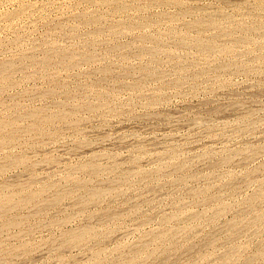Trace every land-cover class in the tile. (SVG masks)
I'll list each match as a JSON object with an SVG mask.
<instances>
[{
  "label": "rangeland",
  "instance_id": "obj_1",
  "mask_svg": "<svg viewBox=\"0 0 264 264\" xmlns=\"http://www.w3.org/2000/svg\"><path fill=\"white\" fill-rule=\"evenodd\" d=\"M107 1L113 6L110 2L109 6ZM152 1L118 0L123 7L117 5V0H0V71L3 70L0 73V121L8 124L1 125L0 122V134L3 133L0 140L6 137L7 141L9 136L8 141H14H7L8 144L5 140L4 144L0 141V145H4L0 146V199L4 197L1 202L8 200L6 204L0 203V264H100L101 261L106 264H197V260H200V264H264V58L261 59V56L264 57V0ZM259 2H262L260 7ZM117 7L124 12H118ZM136 7H139L138 11ZM124 8L129 11L125 12ZM161 13L163 18H159ZM84 16H89L87 21L91 20L95 25L91 21L87 23ZM225 18L233 24L229 21L230 24L226 23ZM213 19L216 21L210 26ZM204 20H207L206 24ZM217 21L218 26L222 27L217 28ZM259 22L263 25L259 26ZM96 24L100 28H96ZM204 24L207 25L206 29H203ZM223 27L226 32H223ZM233 27H237V31ZM95 29L103 34L99 30V34L93 33ZM179 33L180 36L184 34L182 40L176 38ZM243 33H247L246 37ZM145 35L149 39L143 37ZM199 38L204 40L199 42ZM252 38H258L259 44L256 40L255 44ZM218 39L220 46L222 42L225 45L220 49L226 50L216 49L219 48ZM250 41L254 44L251 45ZM150 43L154 45L149 48H152L151 53H155V58L149 54ZM207 43L213 46L207 48ZM146 45L145 49L149 50L141 47ZM160 45L170 53L164 52ZM141 48L144 52L141 50L140 53ZM227 49L231 51L230 54ZM53 50L58 51L56 55L59 58L51 55L55 54ZM67 53L74 55L68 56ZM88 54L90 61H87ZM48 56L53 57L52 61ZM221 65L225 67H219ZM140 68L144 70L140 71ZM234 68L242 70L236 71ZM51 75L53 78H50ZM54 91L55 95L51 93ZM71 95L77 98L78 105L75 99L73 103V97L70 99ZM97 100L102 103L99 105ZM93 101L99 106L96 107ZM44 109L49 113L46 111V115H42ZM19 110L22 111L20 113L26 112V115H22L24 122ZM63 110L71 112L70 115L75 112L77 116L74 113L70 116ZM29 114L35 115V121ZM50 114L54 116L53 120ZM43 116L47 119H43ZM40 119L45 121L41 124L44 123L42 127L47 134L38 122ZM47 120L53 123L46 125ZM15 126H18L17 130ZM14 130L18 131L16 137ZM16 139L19 140L16 142ZM92 156H97V161ZM6 159L9 161L7 164L13 160L17 162L11 166L8 164V169L4 166ZM97 162L100 164L97 165ZM91 163L96 169H92ZM166 164L172 165L167 167L169 165ZM1 166L8 170H2ZM97 168L102 171H97ZM145 170L146 174L143 173ZM128 172L135 173L128 177ZM117 176L122 181L120 177L115 178ZM113 177L116 182L112 180ZM80 180H84V183L88 180L89 186L83 182L82 185ZM57 189L59 194L55 192ZM60 191L64 196H69H62ZM95 192H100V195L94 201L92 194ZM54 198H61V201L55 202ZM251 199L259 201L253 202ZM45 200L50 201L45 203ZM174 214L181 216L177 215V218ZM196 216L202 219L199 217L196 220ZM236 217L239 219L235 220ZM241 223H244L243 226ZM84 227H91L89 230H95L98 235L94 231L87 235L90 237L72 241L70 236L84 230ZM181 228L182 233L177 230ZM237 231L242 233L237 235ZM212 238L214 242H211ZM11 249H14L13 252ZM14 252L18 253L13 255ZM95 253L97 256L94 257Z\"/></svg>",
  "mask_w": 264,
  "mask_h": 264
},
{
  "label": "bare ground",
  "instance_id": "obj_2",
  "mask_svg": "<svg viewBox=\"0 0 264 264\" xmlns=\"http://www.w3.org/2000/svg\"><path fill=\"white\" fill-rule=\"evenodd\" d=\"M95 1L98 2V0H95ZM101 1H103V0H100V2H101ZM112 1H114V0H112ZM119 1H121V0H119ZM124 1H125V0H124ZM150 1H152V0H150ZM155 1L157 2V0H155ZM162 1H163V0H162ZM167 1H168V0H167ZM170 1H172V0H169V3H170ZM179 1H180V0H179ZM261 1L263 2V0H261ZM107 2H108V1H107ZM107 2H106V3H107ZM109 2H110V1H109ZM109 2H108V4H109ZM152 2H153V1H152ZM164 2H165V1H164ZM262 2H259V3H257V4L259 5V4H261ZM122 3H123V2H122ZM153 3H154V2H153ZM153 3H152V4H153ZM159 3H160V1H159ZM167 3H168V2H167ZM169 3H168V4H169ZM173 3H174V2H173ZM176 3H177V2H176ZM180 3H181V1H180ZM263 3H264V2H263ZM103 4H105V2H104ZM110 4H111V2H110ZM110 4H109V6H110ZM114 4H115V3H114ZM118 4H120V3H118V0H117V5H118ZM125 4H126V3H125ZM152 4H151V5H152ZM163 4H164V3H163ZM257 4H256V5H257ZM120 5H121V4H120ZM155 5H156V4H155ZM165 5H167V4L165 3ZM175 5H178V4H175ZM111 6H113V4H111ZM115 6H116V5H115ZM115 6H114V7H115ZM121 6L124 7V5H121ZM125 6H126V5H125ZM127 6H128V5H127ZM160 6H161V4H160ZM263 6H264V5H263ZM128 7H129V6H128ZM128 7H127V8H128ZM239 7H240V6H239ZM258 7H260V5H259ZM136 8H137V11H138V8H139V7H136ZM128 9H129V8H128ZM184 9L186 10L187 8H184ZM188 9H189V8H188ZM259 9H261V8H259ZM113 10H115V9H113ZM116 10L119 12L120 7H117ZM121 10H122V9H121ZM121 10H120V11H121ZM124 10H126V9L124 8ZM140 10H141V9H140ZM117 11H115V12L117 13ZM122 11H123V10H122ZM122 11H121V12H122ZM127 11H129V10H126L125 12H127ZM182 11H183V10H182ZM187 11H188V10H187ZM189 11H190V9H189ZM113 12H114V11H113ZM123 12H124V11H123ZM197 12H198V11H197ZM197 12H196V15H197ZM187 13H188V12H187ZM193 13H194V12H193ZM182 14L184 15V13H182ZM194 14H195V13H194ZM198 14L200 15L201 13H198ZM185 15H186V14H185ZM199 15H198V17H199ZM92 16H93V15H92ZM100 16H101V15H100ZM156 16H157V15H156ZM156 16H155V17H156ZM161 16H162V13H161V15L159 16V18H163V17H161ZM164 16H165V14H164ZM168 16H170V14H169ZM168 16H166V17L169 19ZM171 16H172V15H171ZM180 16H181V15H180ZM201 16H202V15H201ZM233 16H234V15H233ZM84 17H85V19H86V21H87V18H88L89 16H88L87 18H86V16H84ZM93 17H94V16H93ZM95 17L97 18V16H95ZM95 17H94V18H95ZM172 17H173V16H172ZM174 17H175V16H174ZM89 18H90V17H89ZM91 18H92V17H91ZM94 18H92V19L94 20ZM157 18H158V17H157ZM159 18H158V19H159ZM175 18H176V17H175ZM195 18H196V20H199L197 17H195ZM200 18H201V17H200ZM227 18H228V17H227ZM79 19H80V18H79ZM97 19H98V20H97ZM97 19H95V20L100 21L99 18H97ZM155 19H156V18H155ZM165 19H166V18H165ZM171 19H172V18H171ZM225 19H226V18H225ZM225 19H224V20H225ZM230 19H231V17H230ZM81 20H82V19H81ZM83 20H84V18H83ZM163 20H164V19H163ZM200 20H201V19H200ZM202 20H203V18H202ZM213 20H214V19H213ZM213 20H212L211 23H209L210 26H212V23H213V22L215 23V21H216V20H214V21H213ZM217 20H218V19H217ZM221 20H222V19H221ZM226 20H227V22H226V21H225V22L228 23L229 20H228V19H226ZM253 20H254V19H253ZM84 21H85V20H84ZM90 21H91V20H90ZM90 21H89V22L87 21V23L90 24ZM155 21H156V20H155ZM172 21H174V20L172 19ZM190 21H191V20H190ZM204 21H205V20H204ZM206 21H207V20H206ZM206 21H205V24H206ZM219 21H220V20H219ZM232 21H233V20H232ZM258 21H260V20H258ZM82 22H83V21H82ZM159 22H160V20H159ZM217 22H218V21H217ZM225 22H224V23H225ZM229 22L233 24V22H231V21H229ZM260 22L262 23L263 21H260ZM260 22H259L258 25H259V26H262L263 24H260ZM83 23L85 24V22H83ZM83 23H82V25H84ZM87 23H86V25H87ZM193 23H194V22H193ZM220 23H222V22H220ZM230 23H228V24H230ZM242 23H243V21H242ZM256 23H257V21H256ZM263 23H264V22H263ZM89 24H88V25H89ZM91 24H94V22L92 23V21H91ZM98 24H99V23H98ZM98 24H96V26H95L96 28L99 27V26L97 27ZM145 24H146V23H145ZM145 24H143V25H145ZM147 24H148V23H147ZM194 24H195V23H194ZM202 24H203V23H202ZM205 24H204V26H205ZM218 24H219V22H218L217 24H215V25H217V28L222 27V26H218ZM222 24H223V23H222ZM222 24H221V25H222ZM232 24H231V25H232ZM235 24H236V23H235ZM88 25H87V26H88ZM94 25H95V24H94ZM131 25H132V23L130 24V27H131ZM139 25H140V24H139ZM198 25H199V23H198ZM231 25H229V26L231 27ZM255 25H256V24H255ZM258 25H257V26H258ZM89 26H92V25H89ZM133 26H135L134 23H133ZM136 26H137V25H136ZM192 26H193V25H192ZM206 26H207V25H206ZM206 26H205L203 29H206ZM213 26H214V24H213ZM223 26H224V25H223ZM225 26L227 27V25H225ZM225 26H224V27H225ZM233 26H234V25H233ZM238 26H239V25H238ZM238 26H237V27H238ZM244 26H245V25H244ZM249 26L251 27V25H249ZM128 27H129V26H128ZM196 27H197V26H196ZM196 27H195V29H196ZM200 27H201V26H198L197 28H200ZM208 27H209V26H208ZM215 27H216V26H215ZM224 27H223V29H224ZM230 27H229V28H230ZM237 27H233V28H236V30L234 29L235 31H237ZM241 27H242V26H241ZM252 27H253V25H252ZM254 27H255V26H254ZM99 28H100V27H99ZM192 28H193V27H192ZM227 28H228V27H227ZM238 28H239V27H238ZM256 28H257V27H256ZM258 28H259V27H258ZM261 28H262V27H261ZM124 29H125V28H124ZM124 29H123L122 31H124ZM126 29H127V27H126ZM201 29H202V28H201ZM207 29H208V28H207ZM211 29H213V28H211ZM231 29H232V28H231ZM243 29H245V28H243ZM251 29H252V28H251ZM259 29H260V28H259ZM259 29H258V31H259ZM95 30H96V32H93V33H95V34L98 33L97 30H99V29H95ZM127 30L129 31V29H127ZM220 30H221V29H220ZM220 30H219V31H220ZM224 30H225V29H224ZM227 30H228V29H227ZM247 30H248V29H246V31H247ZM252 30H253V29H252ZM252 30H250V31H252ZM255 30H257V29H255ZM100 31H101V30H99V33H100ZM174 31H175V30H174ZM221 31H222V30H221ZM124 32H127V31H124ZM210 32H211V31H210ZM223 32H226V30L223 31ZM228 32H230V31H228ZM238 32H239V31H238ZM252 32L255 33V31H252ZM99 33H98V34H99ZM232 33H233V30H232ZM239 33H240V32H239ZM253 33H252V34H253ZM256 33H257V31H256ZM256 33H255V34H256ZM260 33H261V32H260ZM262 33H264V32H262ZM100 34H103V33H100ZM176 34H178V33H176ZM180 34H181V33H179L178 37H176V38H180V39H181V36H182V37L184 36V34H182L181 36H180ZM219 34H220V32H219ZM243 34H244V33H243ZM157 35H158V34H157ZM157 35H156V37H157ZM233 35H234V34H232L231 36H233ZM244 35H245V37H246L247 33L244 34ZM249 35H250V33L248 34V36H249ZM259 35H260V34H259ZM148 36H149V35H148ZM158 36H159V35H158ZM164 36H165V35H164ZM176 36H177V35H176ZM179 36H180V37H179ZM228 36H230V35H228ZM143 37H147V36L145 35V36H143ZM153 37H155V36H153ZM173 37H174V36H173ZM204 37H205V36H204ZM204 37H203V38H204ZM221 37H222V36H221ZM221 37H220V38H221ZM225 37H226V36H225ZM233 37H234V36H233ZM233 37H232V38H233ZM239 37H240V36H239ZM251 37H252V36H251ZM251 37H249V38H251ZM253 37L255 38V36H253ZM262 37H263V36H262ZM141 38H142V37H141ZM147 38L149 39V37H147ZM150 38H151V37H150ZM176 38H174V39L176 40ZM185 38H186V36H185ZM187 38H190V36H189V37L187 36ZM192 38H193V37H192ZM200 38H201V37H200ZM200 38L198 39V41L201 40ZM216 38H217V37H216ZM222 38H223V37H222ZM142 39H143V38H142ZM148 39H147V40L144 39V40L148 41ZM154 39L156 40V38H154ZM160 39L163 40L162 37H161ZM211 39H212V37H211ZM214 39H215V38H214ZM235 39H236V37H235ZM242 39H243V38H242ZM259 39H260V38H259ZM162 40H161V41H162ZM181 40H182V39H181ZM181 40H179V41H181ZM183 40H184V39H183ZM193 40H194V39H193ZM203 40H204V39H203ZM203 40H201V41H203ZM206 40H207V39H206ZM218 40H219V39H218ZM218 40H217V41H218ZM252 40H254V39L252 38ZM252 40H251V41H252ZM255 40H256V39H255ZM255 40H254V42H255ZM257 40H258V38H257ZM257 40H256V41H257ZM260 40H261V39H260ZM140 41H141V40H139V42H140ZM149 41H150V40H149ZM151 41H152V39H151ZM153 41H154V40H153ZM153 41H152V44H154V42H155V41H154V42H153ZM156 41H157V40H156ZM177 41H178V40H177ZM186 41H187V40H186ZM190 41H192V40H190ZM217 41L214 40V42H217ZM231 41H232V40H231ZM237 41H238V40H237ZM245 41H246V40H245ZM251 41H250L249 43H250L251 45H253L254 42H251ZM258 41H259V40H258ZM258 41H257V43L259 44ZM157 42L159 43L160 40H158ZM163 42H164V41H163ZM163 42H161V44H162ZM183 42H184V41H183ZM187 42H188V41H187ZM187 42H185V43H187ZM199 42H200V41H199ZM199 42H198V44H199ZM205 42H206V41H205ZM205 42H204V43H205ZM208 42L210 43V41H208ZM219 42H221V41L219 40L218 43H219ZM240 42H242V41H240ZM240 42H239V43H240ZM246 42H247V41H246ZM147 43H148V42H147ZM176 43H177V42H176ZM178 43H179V42H178ZM180 43H181V42H180ZM185 43H184V44H185ZM189 43H190V42H189ZM211 43L213 44V41H212ZM218 43H217V46H219V48L216 47V45H215L216 43L214 44V46L216 47V49L221 50L223 47H225V45H223V44H224L223 42H222L221 46H220V43H219V44H218ZM234 43H235V42H234ZM234 43L232 44L233 47H234V45L236 44V43H235V44H234ZM243 43H245V42L243 41ZM243 43H242V44H243ZM249 43H248V44H249ZM252 43H253V44H252ZM140 44H141V43H140ZM156 44H157V43H156ZM164 44H165V43H164ZM181 44H182V43H181ZM187 44H188V43H187ZM190 44H191V43H190ZM192 44H193V43H192ZM195 44H196V43H195ZM198 44H197V45H198ZM207 44H208V43H207ZM212 44H208V45H207V48H208L210 45L213 46ZM225 44H226V43H225ZM245 44H247V43H245ZM255 44H256V42H255ZM142 45H143V44H142ZM144 45H145V43H144ZM154 45H155V44H154ZM154 45H151V43H150V46H148V48L151 47V46L153 47ZM178 45H179V44H178ZM197 45H196V46H197ZM199 45H200V44H199ZM204 45H205V44H204ZM222 45H223V47H222ZM227 45H228V44H227ZM229 45H231V44H229ZM232 45H231V46H232ZM261 45H262V43H261ZM116 46H117V45H116ZM133 46L136 47L135 44H134ZM137 46H138V45H137ZM164 46H165V45H164ZM180 46H181V45H180ZM182 46H183V45H182ZM186 46H187V45H186ZM191 46H192V45H191ZM193 46H194V45H193ZM236 46H237V45H236ZM258 46H259V45H258ZM130 47H132V45H130ZM135 47H134V48H135ZM138 47L140 48V46H138ZM141 47H142L143 49H145V47H147V45L144 46V47H143V46H141ZM157 47H158V46H157ZM157 47H156V48H157ZM160 47H161V49H162L163 45H162V46L160 45ZM220 47H222V48L220 49ZM227 47H228V46H227ZM260 47H261V49H263V48H264V44H263V48H262V46H260ZM260 47H259V48H260ZM115 48H116V47H115ZM136 48H137V47H136ZM142 48L140 49V53H141ZM156 48H155V50H156ZM158 48H159V47H158ZM158 48H157V49H158ZM184 48H185V46H184ZM188 48H189V46H188ZM209 48H210V47H209ZM211 48H212V47H211ZM52 49H54V48H52ZM149 49H150V48H149ZM149 49H145V50H149ZM151 49H152V48H151ZM151 49H150L149 54L151 53ZM161 49H160V50H161ZM178 49H179V48H178ZM194 49H195V48H194ZM214 49H215V48H213V52L215 51ZM224 49H225V48H224ZM224 49H222V51H223ZM229 49L232 50V48H229ZM229 49H227V50H229ZM234 49H235V48H234ZM138 50H139V49H138ZM196 50H197V49H196ZM211 50H212V49H211ZM225 50H226V49H225ZM230 50H229V51H230ZM47 51H49V50H47ZM51 51H52V50H51V48H50V52H51ZM53 51H55V54H51V55H52V56L55 55V56H57V57L59 58V55H56V54H58V53H57L58 51H57V52H56V50H53ZM142 51H143V50H142ZM157 51H158V50H157ZM163 51H164V52H168V51H165V50H164V47H163ZM222 51H221V52H222ZM50 52H49V53H50ZM143 52H144V51H143ZM143 52H142V53H143ZM164 52H163V53H164ZM189 52H190V51H189ZM198 52H200V51H198ZM201 52H202V50H201ZM201 52H200V53H201ZM211 52H212V51H211ZM211 52H208V53H211ZM218 52H219V51H218ZM51 53H52V52H51ZM145 53H146V51H145ZM145 53H144V54H145ZM152 53H153V52H152ZM152 53H151V54H152ZM159 53H160V51H159ZM168 53H170V52H168ZM173 53H174V52H173ZM200 53H199V54H200ZM215 53H216V52H215ZM215 53H214V55H216ZM230 53H231V51L229 52V54H230ZM61 54H63V52H62ZM61 54H60V55H61ZM70 54H71V53H69V54L67 53L68 56H69ZM146 54H148V53H146ZM156 54H158V53H156ZM171 54H172V51H171ZM203 54H204V53H202L201 55H203ZM205 54H206V53H205ZM223 54H224V53H223ZM51 55H49V56H51ZM72 55H74V54H71V56H72ZM154 55H155V53H154ZM154 55L152 54V56H154ZM160 55H161V54H160ZM208 55H209V54H208ZM208 55H207V56H208ZM218 55H219V54H218ZM49 56H48V57H49ZM63 56H64V55H63ZM65 56H66V55H65ZM88 56H89V54L87 55V57H88ZM92 56H93V54H92ZM203 56H204V55H203ZM203 56H201V57H203ZM205 56H206V55H205ZM205 56H204V57H205ZM219 56H221V55H219ZM222 56H223V55H222ZM57 57H56V58H57ZM61 57H62V56H61ZM83 57H84V56H83ZM93 57H94V56H93ZM93 57H92V59H93ZM258 57H259V56H258ZM44 58H45V57H44ZM44 58H43V59H44ZM46 58H47V56H46ZM65 58H66V57H65ZM69 58H70V57H69ZM152 58H155V56L152 57ZM263 58H264V57L261 56V59H263ZM49 59H50V61H52L51 59H53V57H52V58L49 57ZM62 59H63V57H62ZM73 59H75V58L73 57ZM82 59H83V58H82ZM85 59H86V58H85ZM92 59H91V60H92ZM45 60H46V59H45ZM47 60H48V59H47ZM58 60H59V59H58ZM67 60H68V59H67ZM71 60H72V59H71ZM12 61H13V60H12ZM50 61H48V62L46 61V62L49 63ZM74 61H75V60H74ZM83 61H84V60H83ZM85 61H86V60H85ZM87 61H90V60H89V57H88V60H87ZM87 61H86V62H87ZM58 62H59V61H58ZM68 62H69V61H68ZM71 62H72V61H71ZM263 62H264V61H263ZM5 63H6V62H5ZM5 63H4V64H5ZM9 63L11 64V62H8V65H9ZM52 63H53V62H52ZM54 63H56V60H54ZM60 63H61V61H60ZM158 63H159V62H158ZM241 63H242V62H241ZM241 63H240V64H241ZM13 64H14V63H13ZM16 64H17V63H16ZM30 64H31V62H30ZM43 64H44V63H43ZM70 64H71V63H70ZM242 64H244V62H243ZM242 64H241V65H242ZM41 65H42V64H41ZM45 65H46V63H45ZM45 65H42V66L44 67ZM227 65H228V64H227ZM229 65H230V64H229ZM241 65H240V66H241ZM244 65H245V64H244ZM246 65H247V64H246ZM246 65H245L244 67H246ZM11 66H12V64H11ZM11 66H10V67H11ZM42 66H41V68H42ZM47 66H48V64H47ZM238 66H239V64H238ZM240 66H239V67H240ZM251 66H252V65H251ZM257 66H258V65H257ZM0 67H1V66H0ZM8 67H9V66H8ZM17 67H18V66H17ZM24 67H25V65H23V68H24ZM110 67H112V66H110ZM179 67H180V66H179ZM219 67H223V66L221 65V66H219ZM219 67H218V68H219ZM224 67H225V66H224ZM224 67H223V68H224ZM226 67H227V66H226ZM239 67H237V69H238ZM244 67H243V68H244ZM5 68H6V67H5ZM14 68H15V67H14ZM20 68H21V67H20ZM45 68H46V67H45ZM51 68H52V67H51ZM144 68H145V67H144ZM146 68H148V67L146 66ZM153 68H154V67H153ZM246 68H249V66L246 67ZM1 69H4V67H2ZM7 69H8V68H7ZM12 69H13V68H12ZM16 69H18V68H16ZM16 69H15V70H16ZM24 69H25V68H24ZM47 69H49V68H47ZM113 69L115 70V68H113ZM142 69H143V68H140V71H142ZM149 69H150V68H149ZM155 69H156V68H155ZM229 69H230V68H229ZM231 69H233V68H231ZM234 69H235V68H234ZM237 69H235V70H236V71H240V70H242V69H240V70H237ZM249 69H250V68H249ZM249 69H248V70H249ZM15 70H13V71H15ZM27 70H28V69H27ZM41 70H42V69H41ZM41 70H40V73H42ZM43 70H44V69H43ZM50 70H51V69H50ZM50 70H48V71H50ZM108 70H109V68L107 69V71H108ZM110 70H112V69L110 68ZM125 70H126V69H125ZM127 70H128V69H127ZM130 70H131V69H130ZM143 70H144V69H143ZM145 70H146V69H145ZM150 70H154V69H150ZM156 70H157V69H156ZM225 70H226V69H225ZM235 70H234V71H235ZM243 70H244V69H243ZM2 71H3V70H1L0 73H1ZM16 71H17V70H16ZM115 71H116V70H115ZM222 71H223V70H222ZM226 71H227V70H226ZM9 72H10V71L8 70L7 73H9ZM105 72H106V70H105ZM105 72H104V73H105ZM109 72H110V71H109ZM120 72H121V71H120ZM127 72H129V71H127ZM127 72H126V73H127ZM143 72H144V71H143ZM143 72H142V75H144ZM147 72H148V71H147ZM158 72H159V71H158ZM158 72H157V73H158ZM4 73H5V71H4ZM4 73H3V74H4ZM14 73H15V72H14ZM144 73H145V72H144ZM152 73H153V72H152ZM154 73H155V71H154ZM11 74H13V73H11ZM105 74L107 75L108 73H105ZM110 74H111V73H110ZM112 74H114V73H112ZM146 74H147V73H146ZM150 74H151V72H150ZM6 75H7V74H6ZM6 75H5V76H6ZM153 75H154V74H153ZM158 75H159V74H158ZM9 76H10V73H9ZM110 76H113V75H110ZM144 76H145V75H144ZM182 76H183V75H182ZM6 77H7V76H6ZM103 77H104V76H103ZM159 77H160V76H159ZM183 77H184V76H183ZM50 78H53L52 75H51ZM145 78H146V77H145ZM151 79L153 80V77H152ZM156 79H157V78H156ZM159 79H161V78H159ZM144 80H145V79H144ZM144 80H143V81H144ZM146 80H147V79H146ZM148 80H150V79H148ZM154 80H155V79H154ZM178 81H179V80H178ZM180 81H182L181 78H180ZM183 81H184V80H183ZM134 83H135V82H134ZM142 83H143V82H142ZM177 83H178V82H177ZM145 84H146V82H145ZM179 84H181V83L179 82ZM79 85H80V84H79ZM143 85H144V84H143ZM138 86H139V85H138ZM59 87H60V86H59ZM130 87H131V86H130ZM2 88H3V86H2ZM49 88H50V87H49ZM55 88H57V87H55ZM143 88H144V87H143ZM96 89H97V88H96ZM129 89H130V88H129ZM134 89H135V87H134ZM137 89H139V88H137ZM140 89H142V87H141ZM54 90H55V89H54ZM56 90H57V89H56ZM61 90H62V89H61ZM91 90H92V89H91ZM98 90H99V89H98ZM102 90H103V89H102ZM58 91H59V90H58ZM63 91H64V90H63ZM79 91H80V90H79ZM93 91H94V90H93ZM93 91H92V92H93ZM99 91H100V90H99ZM45 92H46V91H45ZM45 92H43V95H44ZM49 92H50V91H49ZM55 92H56V91L51 92V93L53 94V93H55ZM59 92H60V91H59ZM87 92H88V91H87ZM47 93H48V92H46V94H47ZM61 93H62V92H61ZM71 93H72V91H71ZM75 93H76V92H75ZM103 93H104V92H103ZM52 94H51V97H52ZM55 94H56V93H55ZM55 94H53V95H55ZM88 94H89V93H88ZM74 95H75V94H74ZM78 95H79V94L77 93L76 96L78 97ZM98 95H99V94H98ZM100 95L105 96L104 94H100ZM100 95H99V96H100ZM106 95H107V94H106ZM159 95H160V94H159ZM48 96L50 97V95H48ZM56 96H58V95H56ZM56 96H55V97H56ZM68 96H69V95H68ZM93 96H94V94H93ZM108 96H109V94H108ZM46 97H47V96H46ZM53 97H54V96H53ZM70 97H71V98H70ZM70 97H69V98L72 99L73 96L71 95ZM86 97H87V95H86ZM86 97H85V99H86ZM100 97H102V96H100ZM110 97H111V94H110ZM156 97H157V98H158V97L161 98V96H156ZM67 98H68V97H67ZM157 98H156V99H157ZM74 99H75V97H73V103H74ZM79 99H80V98H79ZM81 99H82V98H81ZM105 99H106V98H105ZM154 99H155V98H154ZM67 100H68V102H69V99H67ZM87 100H88V99H87ZM89 100H90V99H89ZM99 100H101V99H99ZM99 100H97V101H99ZM102 100L104 101V97H103ZM108 100H109V99H108ZM53 101H54V100H53ZM75 101H77V98L75 99ZM81 101H82V100H81ZM81 101H79V102H81ZM83 101H84V99H83ZM97 101H96V102H97ZM70 102H71V101H70ZM87 102H89V101H87ZM91 102H92V101H91ZM104 102H105V101H104ZM107 102H108V101H107ZM159 102H160V100H159ZM63 103H65V102H63ZM66 103H67V102H66ZM76 103H77V105H78V101H77ZM101 103H102V102L99 101V105H100ZM108 103H109V102H108ZM113 103H114V102H113ZM152 103H154V102H152ZM79 104H80V103H79ZM82 104H83V103H82ZM84 104H85V102H84ZM84 104H83V106H84ZM93 104H94V101H93ZM105 104H106V103H104V106L107 107V104H106V105H105ZM19 105H20V104H19ZM86 105H87V104H85V106H86ZM94 105H96V103H95ZM99 105H96V107L99 106ZM72 106H73V105H72ZM79 106L81 107V105H79ZM89 106H91V105L89 104ZM92 106H93V105H92ZM102 106H103V105H102ZM104 106H103V107H104ZM109 106H110V105H109ZM18 107H19V106H18ZM87 107H88V105H87ZM87 107H85V108H87ZM106 107H105L104 109H106ZM113 107H114V106H113ZM26 108H27V107H26ZM71 108H72V107H71ZM81 108H82V107H81ZM88 108H89V107H88ZM94 108H95V106H94ZM94 108H93V109H94ZM110 108H111V106H110ZM30 109H31V108H30ZM95 109H97V108H95ZM108 109H109V108H108ZM16 110H17V109H16ZM38 110H39V108H38ZM44 110H45V111H44ZM44 110H43L44 112L42 111V115H46V114H45L46 111L49 113V111H48L47 109H44ZM82 110H84V109H82ZM20 111H21V110H19V113H20ZM33 111H37V110H33ZM58 111H59V110H58ZM63 111H65V110H63ZM72 111H73V110H72ZM74 111H76V110H74ZM80 111H81V110H79L78 112H80ZM95 111H97V110H95ZM95 111H93L92 113H94ZM21 112H22V111H21ZM27 112H28V111H27ZM40 112H41V111H40ZM47 112H46V113H47ZM55 112H56V111H55ZM65 112H66V111H65ZM98 112H99V110H98ZM103 112H104V111H103ZM23 113L26 115V112L23 111ZM23 113H20L19 115H21V117H22ZM32 113H33V112H32ZM43 113H44V114H43ZM50 113H51V112H50ZM58 113H60V111H59ZM61 113H62V112H61ZM66 113H69V115H70L71 112L67 111ZM73 113H74V115H75V112H73ZM73 113H72V114H73ZM9 114H10V113H9ZM34 114H36V113H34ZM52 114H54V111H53ZM52 114H50V115H52ZM56 114H57V113H56ZM56 114H55V115H56ZM63 114H64V113H63ZM72 114H71V115H72ZM77 114H78V113H77ZM47 115H48V114H47ZM58 115H59V114H58ZM67 115H68V114H67ZM71 115H70V116H71ZM74 115H73V116H74ZM111 115H112V114H111ZM30 116H31V117L34 119V121H35V118H34L35 115L32 116V114H31V115L29 114V117H30ZM48 116H49V115H48ZM48 116H47V117H48ZM56 116H57V115H56ZM73 116H72V118H73ZM75 116H77V115H75ZM36 117H40V116H36ZM44 117H45V116H43V119H45ZM51 117H52V120H53V117H54V116L52 115ZM58 117H60V115H59ZM68 117H69V116H68ZM19 118H20V117H19ZM24 118L27 119L28 117H27V116H26V117L24 116ZM56 118H57V117H56ZM56 118H55V120H56ZM61 118H63V117H61ZM43 119H42V120H43ZM46 119H47V118H46ZM46 119H45V120H46ZM48 119H49V118H48ZM12 120H13V119H12ZM42 120H41V119H40L39 121L36 120V122H37V121L40 122L41 128L43 129L44 127H42V124H44V123L41 124V122H45V121H44V120L42 121ZM70 120H71V119H70ZM4 121H6V119H5ZM9 121H10V119H9ZM9 121H7V122L9 123ZM16 121H17V120H16ZM19 121H20V120H18V122H19ZM21 121H23V117H22V120H21ZM59 121H60V120H59ZM68 121H69V119H68ZM71 121H72V120H71ZM73 121H74V120H73ZM0 122H1V125H5V124H6V125L8 126L7 123L4 122V123L2 124L3 121H0ZM13 122H15V120H14ZM23 122H24V121H23ZM23 122H20V123H23ZM48 122L50 123L51 121L47 120L46 125L48 124ZM57 122H58V121H57ZM16 123H17V122H16ZM34 123H35V122H34ZM34 123H33V124H34ZM51 123H53V122H51ZM10 124H11V123H10ZM33 124H32L31 126H34ZM54 124H55V123H54ZM6 125H5V126H6ZM35 125H39V123H38V124L36 123ZM48 125H49V124H48ZM50 125H51V124H50ZM11 126H12V124H11ZM11 126H10V127H11ZM43 126H44V125H43ZM16 127H18V126H15V129L17 130ZM34 127H35V126H34ZM34 127H33V128H34ZM39 127H40V126H39ZM54 127H55V126H54ZM6 128H7V127H6ZM41 128H40V129H41ZM51 128H52V127H50V129H51ZM0 129H1V126H0ZM2 129H3V128H2ZM4 129H5V128H4ZM8 129H9V127H8ZM8 129H7V130H8ZM21 129H22V128H21ZM26 129H28V128H26ZM29 129H31V128H29ZM29 129H28V130H29ZM40 129H39V130H40ZM47 129H49V127H47ZM52 129H53V128H52ZM209 129H210V128H209ZM9 130H12V129L10 128ZM16 130H14V132H15ZM28 130H27V131H28ZM36 130H37V129H36ZM36 130H35V131H36ZM30 131H32V130H30ZM30 131H28V132H30ZM54 131H56V130L54 129ZM3 132H5V130H4ZM17 132H18V131H17ZM17 132H15L14 135H15ZM23 132H25V129H24ZM43 132L45 133L44 129H43ZM49 132H50V131H49ZM19 133H20V132H19ZM47 133H48V132H46L45 134H47ZM52 133H53V132H52ZM52 133L50 132V135H53ZM54 133H55V132H54ZM10 134H12V132H10ZM1 135H2V137H3V133L0 134V136H1ZM24 135H25V134H24ZM41 135H43L42 132H41ZM48 135H49V134H48ZM16 136H17V135H15V137H16ZM25 136H27V134H26ZM8 137H9V136H8ZM8 137H7V139L9 140ZM27 137H28V136H27ZM5 138H6V137H5ZM5 138H4V140H5ZM11 138H12V137H11ZM1 139H2V138H1ZM19 139H20V138H19ZM19 139H18V140H19ZM4 140H0V141H1V144H4V142L6 141V140H5V141H4ZM8 140H7V141H8ZM10 140H11V139H10ZM18 140L16 139V142H17ZM2 141H3V142H2ZM7 141H6V142H7ZM8 142H10V141H8ZM8 142H7V144H8ZM11 142H14V141H11ZM11 142H10V143H11ZM16 142H15V143H16ZM15 143H14V144H15ZM5 145H6V144H5ZM0 146H1V145H0ZM3 146H4V145H2L1 147H3ZM8 146H9V145H8ZM1 147H0V148H1ZM4 148H5V147H4ZM173 153H174V151H173ZM173 153H171V155H172ZM173 155H174V154H173ZM173 155H172V157H174ZM175 155H176V154H175ZM251 155H252V154H251ZM253 155H254V153H253ZM20 157H21V156H20ZM92 157L94 158V156H92ZM172 157H170V158H172ZM212 157H213V156H212ZM227 157H228V156H227ZM230 157H231V156H230ZM11 158H12V157H11ZM11 158H10V159H11ZM15 158H16V157H15ZM21 158H23V157H21ZM25 158H26V157H25ZM96 158H98V157L96 156ZM96 158H94L95 161H97ZM176 158H177V157H176ZM12 159H14V158H12ZM16 159H17V158H16ZM94 159H91V160H94ZM14 160H15V159H14ZM14 160H13V162H17V161H14ZM18 160L20 161V158H19ZM26 160H27V159H26ZM173 160H174V158H173ZM173 160H172V161H173ZM175 160H176V159H175ZM223 160H225V159H223ZM229 160H230V159H229ZM7 161H8V160L6 159V164H5L4 166H7L8 169H9V167L11 166L10 164H12L13 162H12V163L10 162V164L8 163V164L10 165V166H8ZM10 161H11V160H10ZM19 161H18V162H19ZM98 161H99V160H98ZM8 162H9V161H8ZM23 162H24V163H27V161H24V160H23ZM23 162H22V164H24ZM224 162H225V161H224ZM227 162H228V160H227ZM230 162H231V161H230ZM230 162H229V163H230ZM19 163L21 164V162H19ZM19 163H17V164H19ZM82 163H83V162H82ZM82 163H80V164H82ZM172 163H173V162H172ZM15 164H16V163H15ZM15 164L12 165V166H15ZM80 164H79V165H80ZM87 164H88V163H87ZM89 164H90V163H89ZM98 164H100V163L97 162V165H98ZM174 164H175V163H174ZM1 165H2V164H1ZM83 165H84V164H83ZM166 165H169V164H166ZM170 165H172V164H170ZM170 165L167 166V167H170ZM184 165H185V164H184ZM4 166H3V167H4ZM77 166H78V165H76V167H77ZM88 166H89V165H88ZM91 166H92L93 168H92V167H90V168H92V169H96V168H94V165H92V163H91ZM114 166H115V165H114ZM114 166H113V167H114ZM158 166L160 167V165H158ZM158 166H156V167H158ZM78 167H79V166H78ZM80 167H83V166L80 165ZM156 167H155V168H156ZM159 167H158V168H159ZM162 167H165V166H163V164H162ZM183 167H184V166H183ZM1 168H2V166H1ZM5 168H6V167H4V169H5ZM74 168H75V166H74ZM74 168H73V169H74ZM85 168H86V169L88 168V170H90L89 167H85ZM99 168H100V167H99ZM99 168H97V171L99 170ZM102 168L104 169V167H102ZM111 168H112V167H111ZM115 168H116V167H115ZM158 168H157V169H158ZM4 169L2 168V170H4ZM8 169H5V170H8ZM71 169H72V168H71ZM79 169H80V168H79ZM79 169H77V170H79ZM86 169H85V170H86ZM105 169H106V168H105ZM105 169H104V170H105ZM134 169H136V168H134ZM167 169H168V168H167ZM69 170H70V169H69ZM83 170H84V168L81 169V171H83ZM108 170H109V169H108ZM139 170H141V169H139ZM139 170H137V171L140 173ZM142 170H143V169H142ZM70 171H71V170H70ZM74 171H75V169H74ZM79 171H80V170H79ZM99 171H100V170H99ZM101 171H102V169H101ZM101 171H100V172H101ZM109 171H111V170H109ZM113 171H115L114 168H113ZM137 171H135V172H137ZM147 171H148V170H147ZM153 171H155V169H153ZM162 171H163V170H162ZM166 171H167V170H166ZM166 171H165V172H166ZM88 172H89V171H88ZM94 172H95V171H94ZM135 172H133V174H134ZM145 172H146V170H145L143 173H145ZM156 172H157V171H156ZM165 172H164V174H165ZM86 173H87V172H86ZM128 173H129V172H128ZM143 173H141V175H142ZM148 173H149V171H148ZM148 173H147V174H148ZM153 173H154V172H153ZM70 174H71V173H70ZM131 174H132V173H129L130 176H128V177H131ZM133 174H132V175H133ZM137 174H138V173H137ZM145 174H146V173H145ZM145 174H144V175H145ZM159 174H160V171H159V173H158L157 175H159ZM150 175H151V173H150ZM153 175H154V174H153ZM161 175H163V174L161 173ZM70 176H71V175H70ZM124 176H125V175H124ZM124 176H122V177H124ZM126 176H127V174H126ZM126 176H125V178H128V177H126ZM136 176H137V175H136ZM142 176H143V175H142ZM84 177H85V176H84ZM118 177H120V176H117V177H115V178L119 179ZM138 177H140V176H138ZM115 178L113 177L112 180H114ZM120 178H121V177H120ZM155 178H156V177H155ZM161 178H162V177H161ZM129 179H130V178H129ZM157 179H158V178H157ZM77 180H79V179H77ZM77 180H76V182H77ZM81 180H82V178H81ZM81 180H80L79 182H81ZM87 181H88V180H87ZM87 181H85V182L87 183V186H89ZM114 181H115V180H114ZM116 181H117V180H116ZM116 181H115V182H116ZM121 181H122V178H121ZM123 181H124V180H123ZM82 182L84 183V180H83ZM82 182H81V184L83 185ZM89 182H90V181H89ZM124 182H126V181H124ZM43 183H44V182H43ZM72 183H73V181H72ZM74 183H75V180H74ZM74 183H73V185H74ZM86 183H84V184H86ZM117 183H118V182H117ZM126 183H128V182H126ZM52 184H53V183H52ZM120 184H121V183H120ZM44 185H45V184H44ZM49 185H51L50 182H49ZM56 185H57V184H56ZM110 185H111V184H110ZM112 185H115V183L112 184ZM125 185H126V184H125ZM10 186H11V185H10ZM10 186H9V187H10ZM15 186H16V185H15ZM47 186H48V183H47ZM47 186H45V187H47ZM78 186H81V185H78ZM117 186H119V185H117ZM121 186H122V185H121ZM121 186H120V187H121ZM9 187H8V189H10ZM42 187H43V185H42ZM54 187H55V186H54ZM75 187L77 188V186H74V188H75ZM6 188H7V186H6ZM47 188H48V187H47ZM58 188H59V190H60V187H58ZM76 188H75V189H76ZM83 188H84V187H83ZM85 188H88V187H86V185H85ZM206 188H207V187H206ZM52 189H53V188H52ZM75 189H74V190H75ZM81 189H82V188H81ZM98 189H100V188H98ZM102 189H103V188H102ZM5 190H6V189H5ZM49 190H50V188H49ZM59 190L57 189V191H55V192H58ZM87 190H88V189H87ZM105 190H106V189H105ZM205 190H206V189H205ZM209 190H210V189H209ZM209 190H208V192H209ZM6 191H7V190H6ZM12 191L15 192L14 189H13ZM44 191H45V190H44ZM44 191H41V192H44ZM61 191H63V190H61ZM61 191H60V193H62ZM94 191H96V190H94ZM99 191H100V190H99ZM108 191H110V190L108 189ZM9 192L11 193V191H9ZM46 192H47V191H46ZM46 192H45V193H46ZM65 192H68V191H65ZM65 192H64V194H65ZM72 192H73V191H72ZM75 192H76V191H75ZM104 192H105V191H104ZM196 192H197V191H196ZM198 192L200 193V191H198ZM204 192L207 193L206 191H204ZM19 193H20V192H19ZM37 193H38V192H37ZM69 193H71V192H69ZM86 193H87V192H86ZM259 193H260V192H259ZM8 194H9V193H8ZM8 194H7V196H8ZM12 194H14V193H12ZM26 194H28V193H26ZM30 194H31V193H30ZM33 194H34V193H33ZM33 194H32V195H33ZM40 194H41V193H40ZM55 194H56V193H55ZM58 194H59V192H58ZM67 194H68V193H67ZM88 194H91V193L88 191ZM107 194H110V193H107ZM107 194H106V196H107ZM256 194H257V193H256ZM256 194H254L253 196H255ZM28 195H29V194H28ZM32 195H31V196H32ZM61 195L64 196L63 193H62ZM99 195H100V192H95V193H93V194H92V199L95 201V198H97ZM202 195H203V194H202ZM205 195H206V194H205ZM205 195H204V196H205ZM260 195H261V193H260ZM262 195H263V194H262ZM7 196H6L5 198H7ZM11 196L13 197V195H11ZM14 196H16V195H14ZM44 196H45V194H44ZM67 196H69V195H66V196H64V197H67ZM85 196H87V195H85ZM198 196H199V195H198ZM198 196H197V197H198ZM200 196H201V195H200ZM0 197H2V196H0ZM60 197H61V196H60ZM64 197H63V199H64ZM88 197H89V196H88ZM88 197H87V198H88ZM90 197H91V196H90ZM90 197H89V198H90ZM193 197H195V196H193ZM201 197H202V196H201ZM201 197H200V198H201ZM256 197H257V195H256ZM23 198H24V197H23ZM28 198H29V197H28ZM31 198H32V197H31ZM31 198H30V199H31ZM76 198H77V197H76ZM83 198H84V197H83ZM85 198H86V197H85ZM89 198H88V200H89ZM103 198H104V197H102V199H103ZM195 198H196V197H195ZM203 198H204V197H203ZM206 198H208V197L206 196ZM254 198H255V197H254ZM261 198H262V196H261ZM261 198H260V199H261ZM3 199H4V197H3ZM3 199H2V200H3ZM9 199L12 201L11 197H10ZM13 199H15V198L13 197ZM16 199H17V197H16ZM36 199H37V198H36ZM39 199H40V198H39ZM39 199H38L37 201H39ZM42 199H43V198H42ZM50 199H51V198H50ZM60 199H61V198H60ZM60 199L55 200V198H54V201H55V202H58V200H60ZM197 199H198V198H197ZM208 199H209V198H208ZM2 200L0 199V203H1V204H2V203H5L6 201L8 202L7 199H6V201L1 202ZM18 200H19V199H18ZM24 200H25V199H24ZM26 200H27V199H26ZM77 200H78V198H77ZM82 200H83V199H82ZM88 200H87L86 202H88ZM93 200H92V201H93ZM97 200L99 201L100 199L98 198ZM252 200H253V199H251V201H252ZM31 201H32V200H31ZM46 201H50V200H45L44 202L47 203ZM54 201H53V202H54ZM60 201H61V200H60ZM79 201H81V200H79ZM203 201H204V200H203ZM246 201H247V200H246ZM248 201H250V200L248 199ZM248 201H247V202H248ZM258 201H259V199H258ZM258 201H255V199L253 200V202H258ZM7 202H6V203H7ZM14 202L16 203V201H14ZM22 202H24V201H22ZM26 202H29V203H30L29 200H27ZM26 202H25V203H26ZM33 202L35 203L36 200H34ZM89 202H90V200H89ZM96 202H97V201H96ZM6 203H5V204H6ZM39 203H40V202H39ZM78 203H79V202H78ZM82 203H85V202H82ZM82 203H81V204H82ZM99 203H100V202H99ZM244 203H246V202L244 201ZM5 204H4V205H5ZM20 204H22V203L20 202ZM26 204H27V203H26ZM51 204H53V203H51ZM79 204H80V203H79ZM94 204H95V203H94ZM31 205H34V204H31ZM46 205H47V204H45V206H46ZM88 205H89V204H88ZM88 205H87V207H88ZM90 205H91V204H90ZM247 205H248V204H246V207H247ZM249 205H251V203H250ZM255 205H256V203H255ZM255 205H254V206H255ZM0 206H1V205H0ZM5 206H6V205H5ZM22 206H23V205H22ZM26 206H28V205H26ZM52 206H53V205H52ZM81 206H82V205H81ZM222 206H223V205H222ZM252 206H253V205H252ZM252 206H250V207H252ZM254 206H253V207H254ZM18 207H19V206H18ZM34 207H35V206H34ZM34 207H33V209H35ZM87 207H86V208H87ZM227 207H228V206H227ZM6 208H7V207H6ZM6 208H5V209H6ZM40 208H41V207H40ZM47 208H48V207H47ZM5 209H4V210H5ZM37 209H38V208H37ZM221 209H222V207H221ZM251 209H252V208H251ZM44 210H45V209H44ZM216 210H217V209H216ZM224 210H225V208H224ZM224 210H222L221 212H223ZM249 210H250V208H249ZM252 210H253V209H252ZM256 210H258V209H256ZM256 210H255V212H256ZM263 210H264V208H263ZM263 210L261 211L262 213H263ZM37 211H38V210H37ZM37 211H36V212H37ZM217 211H219V208H218ZM247 211H248V209H247ZM0 212H1V211H0ZM109 212H110V211H109ZM253 212H254V211H253ZM255 212H254V213H255ZM218 213H220V211H219ZM250 213H251V212H250ZM259 213H260V212H259ZM262 213H261V214H262ZM180 214H182V213H180ZM180 214H177V215H180ZM203 214H204V213H203ZM203 214H202V215H203ZM205 214L207 215V213H205ZM205 214H204V215H205ZM214 214H215V213H214ZM216 214H217V213H216ZM221 214H223V213H221ZM221 214H220V215H221ZM0 215H1V213H0ZM5 215H6V214H5ZM5 215H4V216H5ZM109 215H110V214H109ZM174 215H175V214H174ZM174 215H172V219H173V216H174ZM177 215H175V216L177 217ZM182 215H183V214H182ZM196 215H197V214H196ZM206 215H205V216H206ZM220 215H219V216H220ZM250 215H251V214H250ZM252 215H253V214H252ZM101 216H103V215H101ZM180 216H181V215H180ZM213 216H214V215H212V218H215V217H213ZM216 216H217V215H216ZM222 216H223V215H222ZM0 217H1V216H0ZM99 217H100V216H99ZM178 217H179V216H178ZM178 217H177V218H178ZM194 217H195V216H194ZM199 217H201V216H199ZM199 217L196 216L195 219L197 220V219H199ZM237 217H239V216H237ZM237 217L235 218V220H236V219L238 220V219H239L240 217H242V216H240L239 218H237ZM244 217H246V216H244ZM248 217H249V216H247V218H248ZM203 218H204V217H203ZM218 218H219V217H218ZM220 218H221V217H220ZM249 218H250V217H249ZM262 218H264V217H262ZM115 219H116V218H115ZM201 219H202V217H201ZM16 220H17V219H16ZM59 220H60V219H59ZM4 221H5V220H4ZM7 221H8V219H7ZM9 221H10V220H9ZM14 221H15V219H14ZM173 221H174V220H173ZM212 221H214V220L212 219ZM245 221H248V220L245 219ZM260 221H261V220H260ZM15 222H16V221H15ZM214 222H215V221H214ZM235 222H236V221H235ZM263 222H264V221H263ZM3 223H5V222H3ZM9 223H10V222H9ZM12 223H13V221H12ZM18 223H19V222H18ZM233 223H234V222H233ZM256 223H257V222H256ZM235 224H236V223H235ZM243 224H244V223H241L242 226H243ZM261 224H263V223H261ZM261 224H260V225H261ZM7 225H8V224H7ZM16 225H17V224H16ZM248 225H249V224H248ZM263 225H264V224H263ZM237 226H238V225H237ZM239 226H240V224H239ZM255 226H257V224H256ZM258 226H259V225H258ZM1 227H2V226H1ZM5 227H6V226H5ZM176 227H177V226H176ZM187 227H188V226H187ZM187 227H186V228H187ZM84 228H85V227H84ZM86 228H87V227H86ZM86 228H85L84 230L81 229L82 231H80V232H75L74 234H72V235L70 236V237H71V240H72V241H76V242H77V241H81V240L85 239V237H86L87 235H90V232H93V233H94V231H95V230L93 231V229L90 231L89 229H90L91 227H89L88 229H86ZM92 228H94V227H92ZM186 228H185V230H186ZM259 228H260V227H259ZM259 228H258V229H259ZM261 228H262V227H261ZM242 229H243V227H242ZM245 229H246V231L248 230L246 227H245ZM262 229H263V228H262ZM262 229H261V230H262ZM175 230H176V229H175ZM177 230L181 232V230H183V228H181L180 230H179V229H177ZM227 230L229 231V229H227ZM232 230H233V229H232ZM239 230H241V229H239ZM259 230H260V229H259ZM259 230H258V231H259ZM167 231H168V230H167ZM167 231H165V232H167ZM173 231H174V230H173ZM230 231H231V230H230ZM230 231H229V233H231ZM246 231H245V232H246ZM163 232H164V231H163ZM243 232H244V230H243ZM245 232H244V233H245ZM96 233H98V232L95 231V234H96ZM156 233H157V232H156ZM169 233H170V232H169ZM169 233H168V236H169ZM181 233H182V232H181ZM237 233H238V231H237ZM240 233H242V232H239L237 235H239ZM256 233H258V232H256ZM260 233H262V232H260ZM91 234H92V233H91ZM95 234H94V235H95ZM153 234H155V233H153ZM227 234H228V233H227ZM233 234H234V233H233ZM96 235H98V234H96ZM150 235H152V233H151ZM162 235H163V234H162ZM162 235H161V236H162ZM172 235H173V234H172ZM234 235H235V234H234ZM257 235H258V234H257ZM92 236H93V235H92ZM152 236H153V235H152ZM152 236H151V237H152ZM155 236H156V235H155ZM168 236H167V237H168ZM68 237H69V236H68ZM70 237H69V238H70ZM87 237H90V236H87ZM158 237H159V236H158ZM175 237H177V234H176ZM175 237L173 236L174 239H176ZM92 238H93V237H92ZM94 238H96V237H94ZM156 238H157V237H156ZM162 238H163V237H162ZM169 238L171 239V235L169 236ZM179 238H180V237H179ZM230 238H231V237H230ZM235 238H236V237H235ZM62 239H63V238H62ZM159 239H160V238H159ZM212 239H213V238H212ZM71 240H69V242H70ZM86 240H87V239H86ZM86 240H85V241H86ZM92 240H93V239H92ZM153 240H154V239H152V241H153ZM162 240H164V238H163ZM168 240H169V239H168ZM207 240H208V239H207ZM85 241H84V243H85ZM87 241H88V240H87ZM87 241H86V242H87ZM90 241H91V240H90ZM143 241H144V240H143ZM143 241H142V243H143ZM150 241H151V240H150ZM155 241H156V240H155ZM159 241H160V240H159ZM172 241H173V239H172ZM62 242H63V241H62ZM67 242H68V241H67ZM174 242H175V241H174ZM206 242H207V241H206ZM211 242H214V239H213V241H211ZM72 243H73V242H72ZM142 243H141V244H142ZM156 243H157V241H156ZM160 243H161V242H160ZM64 244H65V243H64ZM76 244H77V243H76ZM76 244H75V245H76ZM153 244H154V243H153ZM153 244H151V245H153ZM205 244H206V243H205ZM211 244H212V243H211ZM261 244H262V243H261ZM67 245H68V244H67ZM71 245H72V244H71ZM82 245H83V244H82ZM149 245H150V244H149ZM154 245H155V244H154ZM173 245H174V244H173ZM24 246H25V245H24ZM68 246H70V245H68ZM76 246H77V245H76ZM80 246H81V242H80ZM139 246H140V245H139ZM208 246L211 247V246H210V243H209ZM235 246H236V245H235ZM237 246H238V245H237ZM262 246H263V244H262ZM22 247H23V245H22ZM118 247H120V246H118ZM121 247H122V246H121ZM137 247H138V246H137ZM137 247H136V248H137ZM147 247H148V246H147ZM147 247H146V248H147ZM17 248L19 249V247H17ZM20 248H21V246H20ZM149 248H150V247H149ZM164 248H165V247H164ZM193 248H194V247H193ZM234 248H235V247H234ZM239 248H240V247H239ZM242 248H243V247H242ZM15 249H16V248H15ZM23 249H24V248H22L21 251H23ZM119 249L121 250V248H119ZM119 249H116V250L118 251ZM150 249H151V248H150ZM162 249H163V248H162ZM162 249H161V250H162ZM174 249H175V248H173V250H174ZM230 249H231V248H230ZM240 249H241V248H240ZM244 249H245V248H244ZM11 250H12V249H11ZM13 250H14V249H13ZM13 250H12L11 252H13ZM19 250H20V249H19ZM19 250H18V252H19ZM25 250H27V249H25ZM132 250H133V249H132ZM136 250H137V249H136ZM139 250H140V249H139ZM142 250H145V249H141V251H142ZM148 250H149V249H148ZM166 250H169V249H166ZM176 250H177V249H176ZM178 250H179V246H178ZM193 250H194V249H193ZM193 250H192V251H193ZM195 250H196V249H195ZM16 251H17V250H16ZM146 251H147V250H146ZM146 251H145V252H146ZM149 251H150V250H149ZM156 251H157V250H156ZM156 251H155V252H156ZM170 251H171V249H170ZM239 251H240V250L238 249V252H239ZM261 251H263V248L261 249ZM18 252H14L13 255H15V254L18 253ZM133 252H134V251H133ZM133 252H132V253H133ZM155 252H154V253H155ZM234 252H235V251H234ZM258 252H260V251H258ZM8 253H9V252H8ZM20 253H21V252H20ZM101 253H102V250H101ZM124 253H125V252H124ZM139 253H141V252H139ZM147 253H148V251H147L146 254H145L146 256L148 255ZM150 253H151V251H150ZM168 253H169V252H168ZM256 253H257V252H256ZM262 253H263V252H262ZM262 253H261V254H262ZM96 254H97V253H95L94 257L97 256ZM102 254H103V253H102ZM143 254H144V253H143ZM157 254H158V252H157ZM161 254H162V253H161ZM166 254H167V251H166ZM227 254H228V253H227ZM229 254H230V253H229ZM236 254H237V253H235V257H236ZM17 255H18V254H17ZM99 255H100V254H99ZM99 255H98V257H99ZM207 255H208V254H207ZM223 255H224V254H222V256H223ZM240 255H241V254H240ZM146 256H145V257H146ZM153 256H154V255H153ZM156 256H157V255H156ZM159 256H160V255H159ZM208 256H209V255H208ZM226 256H227V255H226ZM228 256H229V255H228ZM228 256H227V257H228ZM231 256H233V255H231ZM263 256H264V255H263ZM263 256H262V257H263ZM98 257H97V258H98ZM100 257H102V256H100ZM123 257H124V256H123ZM133 257L135 258V256H133ZM141 257H142V256H141ZM206 257H207V256H206ZM206 257H205V259H206ZM249 257H250V256H249ZM258 257L261 258V255H259ZM92 258H93V257H92ZM92 258H91V259H92ZM109 258H110V257H109ZM126 258H127V259H130V258H128V257H126ZM136 258H138V257L136 256ZM142 258H143V257H142ZM152 258H153V257H152ZM203 258H204V257H203ZM220 258H221V257H220ZM232 258H234V256H233ZM260 258H259V259H260ZM263 258H264V257H263ZM91 259H90V262H91ZM98 259H99V258H98ZM104 259H105V258H103V260H104ZM123 259H124V258H123ZM123 259H122V260H123ZM127 259H126V260H127ZM139 259H141V258L139 257ZM205 259H204V260H205ZM224 259H225V258H224ZM224 259H223V260H224ZM235 259H236V258H235ZM256 259H257V258H256ZM93 260H94V259H93ZM93 260H92V261H93ZM95 260H96V259H95ZM100 260H101V259H100ZM132 260H133V259H132ZM137 260H138V259H136L135 261H137ZM149 260H150V259H149ZM201 260H202V259H201ZM228 260H229V259H228ZM232 260H233V259H232ZM116 261H117V260H116ZM120 261H121V260H120ZM135 261H134L133 263H135ZM199 261H200V260H199ZM199 261L197 260L198 263H199ZM218 261H219V260H217L216 262H218ZM229 261H231V260H229ZM246 261H247V260H246ZM250 261H251V260H250ZM258 261H259V260H258ZM96 262H97V260H96ZM101 262H102V261H101ZM101 262H100V264H101ZM114 262H115V261H114ZM126 262L128 263L129 261H126ZM197 262H195V263H197ZM226 262H227V261H226ZM253 262L255 263V259H254ZM88 263H89V261H88ZM94 263H95V262H94ZM94 263H91V264H94ZM102 263H104V261H103ZM116 263H117V262H116ZM118 263H119V261H118ZM137 263H138V262H137ZM139 263H140V262H139ZM198 263H197V264H198ZM213 263H214V261H213ZM80 264H83V263H80ZM85 264H87V263L85 262ZM104 264H106V263H104ZM124 264H125V263H124ZM199 264H200V263H199ZM217 264H218V263H217ZM222 264H223V262H222ZM224 264H226V263H224ZM228 264H229V262H228Z\"/></svg>",
  "mask_w": 264,
  "mask_h": 264
}]
</instances>
